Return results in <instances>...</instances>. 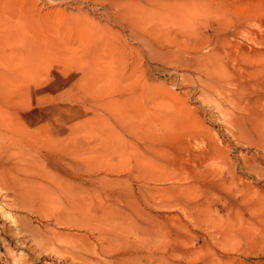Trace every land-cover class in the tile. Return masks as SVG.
I'll return each mask as SVG.
<instances>
[{"label":"rangeland","instance_id":"1","mask_svg":"<svg viewBox=\"0 0 264 264\" xmlns=\"http://www.w3.org/2000/svg\"><path fill=\"white\" fill-rule=\"evenodd\" d=\"M0 121V264H264V0H0Z\"/></svg>","mask_w":264,"mask_h":264},{"label":"bare ground","instance_id":"2","mask_svg":"<svg viewBox=\"0 0 264 264\" xmlns=\"http://www.w3.org/2000/svg\"><path fill=\"white\" fill-rule=\"evenodd\" d=\"M198 47H199V46H198ZM206 65H207V64H206ZM208 65H209V63H208ZM208 65H207V67H208ZM200 69H201V68H200ZM218 69H219V68H218ZM213 73L215 74V71H214ZM216 73H217V72H216ZM219 76H220V74H219ZM218 78H221V77H218ZM230 82H231V81H230ZM219 85H220V84H219ZM219 91H220V90H219ZM231 99H232V98H231ZM241 120H243V119H241ZM11 121H12V120H11ZM9 122H10V121H9ZM3 123H4V122H3ZM1 124H2V123H1V121H0V127H1ZM2 129H3V128H2ZM16 129H17V128H16ZM0 179H1V178H0ZM8 216H9V215H8ZM13 221H14V220H13ZM16 221H17V220H16ZM16 221H15V222H16ZM45 235H46V234H45ZM45 235L43 234L42 237H40V239H41V238L44 239ZM43 236H44V237H43ZM35 237H36V236H35ZM46 237H47V236H46ZM46 237H45V239H46ZM36 239H37V238H36ZM41 240H42V239H41ZM41 240H40V242H41ZM47 240H48V239H47ZM50 240H51V239L49 238V241H50ZM49 241H48V243H49ZM40 242H37V244L40 243ZM45 242H46V241H45ZM37 244H36V245H37ZM52 244H53V243H52ZM49 245H50V244H49ZM40 246H41V249L43 248L44 250L47 249V248H49V247H48V244L45 245L43 242H41V243L39 244V247H40ZM34 250H35V249H34ZM49 250L52 251V250H54V249L51 250V248H49ZM89 250H90V249H89ZM47 251H48V249H47ZM50 251H49V252H50ZM43 252H44V251H43ZM46 253H47V252H46ZM41 255H42V253H41ZM39 258H40V255H39ZM25 259H26V258H25ZM21 260H22V258H21ZM79 262H80V261H79ZM83 262H84V261H83ZM14 263H16V261H14L13 264H14ZM17 264H28V263H27L25 260H22V261H20V262L18 261Z\"/></svg>","mask_w":264,"mask_h":264}]
</instances>
